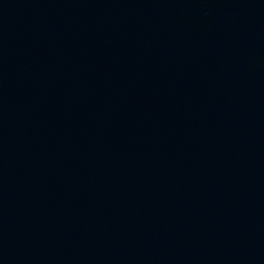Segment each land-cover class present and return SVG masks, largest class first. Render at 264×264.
<instances>
[{
    "label": "water",
    "instance_id": "obj_1",
    "mask_svg": "<svg viewBox=\"0 0 264 264\" xmlns=\"http://www.w3.org/2000/svg\"><path fill=\"white\" fill-rule=\"evenodd\" d=\"M0 264H264V0H0Z\"/></svg>",
    "mask_w": 264,
    "mask_h": 264
}]
</instances>
